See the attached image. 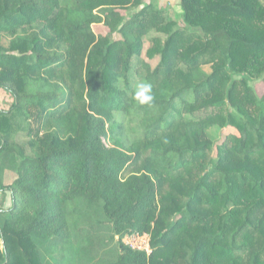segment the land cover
I'll use <instances>...</instances> for the list:
<instances>
[{"label": "trees", "instance_id": "trees-1", "mask_svg": "<svg viewBox=\"0 0 264 264\" xmlns=\"http://www.w3.org/2000/svg\"><path fill=\"white\" fill-rule=\"evenodd\" d=\"M178 5L0 0V264H264V0Z\"/></svg>", "mask_w": 264, "mask_h": 264}, {"label": "rangeland", "instance_id": "rangeland-1", "mask_svg": "<svg viewBox=\"0 0 264 264\" xmlns=\"http://www.w3.org/2000/svg\"><path fill=\"white\" fill-rule=\"evenodd\" d=\"M143 2H144V4H147L149 2H153V3L155 2L157 4V6L162 7V8H166L167 10H169V14L173 18H175L176 20H180V18H181L182 10H181V8L178 5L179 0H154V1L153 0H143ZM130 13H134V12L132 11ZM96 30H97L98 33H105L107 31L106 28H104L103 26H99V25L96 26ZM155 36L156 35L153 33V34L149 35L145 39L144 52H143V55H142V57L144 59L148 60L153 65V67H155L157 65V63L159 62V59L158 58H155L153 60L148 59L147 51L150 49L151 41H152L153 37H155ZM204 70L207 73H210L211 72V67L209 65H207V66L204 67ZM252 84L255 87L257 93L260 96H263V94H264V83L262 81H255ZM11 102H12L11 96L8 95L5 91L0 89V108L8 109L10 107V105H11ZM127 128L128 129L126 131V134L128 135L130 140H135V138L136 139L140 138L141 135L139 133H137L138 131H136L137 127H136L135 124H129L127 126ZM232 132H233L232 129H224L221 134H222V137H223V136H226V135H228L229 133H232ZM221 134H220V130L219 129H215V130H213L211 132V137L213 139H217L218 137L219 138L221 137ZM17 140L21 144H27V142H28V139H27V137L24 134H20L17 137ZM14 179H15V174H13L11 172H8L7 173V178H6V183L7 184H11ZM6 197L5 196L4 197L1 196V198H0V208H8L10 206L11 203L7 202Z\"/></svg>", "mask_w": 264, "mask_h": 264}, {"label": "built area", "instance_id": "built-area-1", "mask_svg": "<svg viewBox=\"0 0 264 264\" xmlns=\"http://www.w3.org/2000/svg\"><path fill=\"white\" fill-rule=\"evenodd\" d=\"M123 242L133 250L142 251L151 254L150 235L132 234L123 238Z\"/></svg>", "mask_w": 264, "mask_h": 264}, {"label": "clouds", "instance_id": "clouds-1", "mask_svg": "<svg viewBox=\"0 0 264 264\" xmlns=\"http://www.w3.org/2000/svg\"><path fill=\"white\" fill-rule=\"evenodd\" d=\"M133 98L140 105H150L154 100V96L152 94V85L147 82L139 83L136 86V91Z\"/></svg>", "mask_w": 264, "mask_h": 264}, {"label": "crops", "instance_id": "crops-1", "mask_svg": "<svg viewBox=\"0 0 264 264\" xmlns=\"http://www.w3.org/2000/svg\"><path fill=\"white\" fill-rule=\"evenodd\" d=\"M6 196H7V197H6L7 202L11 203V199H10L9 194H7ZM0 198H1V195H0Z\"/></svg>", "mask_w": 264, "mask_h": 264}]
</instances>
